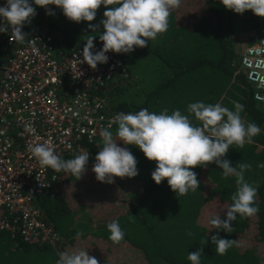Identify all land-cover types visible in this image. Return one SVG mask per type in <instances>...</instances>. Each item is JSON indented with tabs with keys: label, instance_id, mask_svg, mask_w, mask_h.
Instances as JSON below:
<instances>
[{
	"label": "trees",
	"instance_id": "1",
	"mask_svg": "<svg viewBox=\"0 0 264 264\" xmlns=\"http://www.w3.org/2000/svg\"><path fill=\"white\" fill-rule=\"evenodd\" d=\"M3 3L0 0V5ZM33 7L36 15L22 31L52 36L56 57L83 48L92 36L94 45L102 46L99 34L103 32L100 21L104 6L97 9L93 21L80 23L68 20L55 6L49 5L54 15ZM250 15L256 18L252 11ZM230 17V11H224L219 0H181L180 6L171 10L166 32L144 48L117 54L127 67L128 77L109 81L94 93L108 100L110 114L135 113L142 108L155 113L167 109L171 114L178 109L196 126L201 122L187 111L191 103H221L230 110H234V102L242 104L243 120L256 123L261 132L253 138L254 143L243 148L230 146L224 158L233 166H252L244 179L257 188L258 213L237 216L231 233H217L208 219L219 212L224 218L238 187L235 176L223 177L222 169L214 163L197 166L192 170L200 181L198 190L176 196L166 179L159 185L151 179L155 161L147 160L138 147L119 141L135 156L138 175L116 177L111 184L98 182L91 169L101 146L99 135L87 146L90 156L82 177L76 180L70 173L49 168L52 186L37 199L44 221L58 231L60 239L53 245L28 244L18 235L0 231V264H56L58 253L74 250H86L98 264H191L188 253L200 248L201 264H264V168L257 167L264 163V112L256 107L251 86L241 73H236L238 49L243 43L238 38L244 34L235 23L229 28ZM89 24L96 25L97 32H92ZM10 34L11 30L0 33V60L11 54L4 44ZM141 58L151 59L148 78L142 79L131 70ZM117 127L110 129L114 135ZM114 220L125 234L118 243L109 239L107 228ZM212 235L235 242L226 254L219 255L211 243Z\"/></svg>",
	"mask_w": 264,
	"mask_h": 264
},
{
	"label": "clouds",
	"instance_id": "2",
	"mask_svg": "<svg viewBox=\"0 0 264 264\" xmlns=\"http://www.w3.org/2000/svg\"><path fill=\"white\" fill-rule=\"evenodd\" d=\"M227 10L243 14L251 10L258 17H264V0H219ZM181 0H4L0 5V33H9L17 42H24L27 34L22 31L36 15L33 5L45 9L47 15H54L55 6L70 21L80 23L91 22L96 17L97 9L105 7L100 24L103 32L99 34L102 48L94 50L95 36L85 40V44L73 59L75 65L86 63L95 70L98 64L108 62V52L130 54L136 48H144L150 40L168 30L171 10L179 7ZM115 5V6H113ZM111 6V7H109ZM96 25L89 24L92 32ZM82 56V59H80ZM123 61V60H121ZM239 62V61H238ZM82 73H79L81 75ZM259 110V109H258ZM187 111L200 121L194 125L187 115L180 110L171 114L167 109L160 113L150 112L142 108L138 112L118 113L109 123L108 128L101 130V146L94 158L91 171L95 179L102 183H114L116 177L133 178L138 175L137 160L132 152L123 145H134L149 161H155L151 179L159 185L166 179L167 185L176 196L187 195L189 191L198 190L200 181L195 167H207L214 163L222 169V176L236 177L237 190L232 194L233 203L226 209L224 218L220 212L208 219V224L217 233L232 232V222L240 217H251L258 213L255 205L257 188L247 183L244 173L251 169L248 163L233 166L224 158L230 146L243 148L245 144L254 143L261 128L254 122L246 123L241 113L244 106L234 102V110L222 106L221 103L206 104L202 101L188 105ZM118 126L115 135L110 130L112 125ZM32 155L39 164L51 168L55 172H67L78 180L86 171L89 152L82 151L71 159H64L57 154L50 142L29 146ZM257 167L264 168V163ZM109 239L120 242L124 232L118 221L107 225ZM81 233H77L80 236ZM234 240L211 236L215 252L224 255L234 244ZM205 240L202 241V245ZM56 264H98L95 257L86 250L64 251L58 253ZM202 248L188 253L191 264H201Z\"/></svg>",
	"mask_w": 264,
	"mask_h": 264
},
{
	"label": "built area",
	"instance_id": "3",
	"mask_svg": "<svg viewBox=\"0 0 264 264\" xmlns=\"http://www.w3.org/2000/svg\"><path fill=\"white\" fill-rule=\"evenodd\" d=\"M238 39L243 43L236 73L264 110V26ZM53 43L45 32H33L24 42L10 34L4 44L11 54L0 60V231L36 245H53L60 235L37 204L52 186L49 168L39 164L29 146L48 141L63 158L87 151L117 115L94 89L128 77L116 53L108 52V62L93 70L86 63L75 65L82 48L56 57Z\"/></svg>",
	"mask_w": 264,
	"mask_h": 264
},
{
	"label": "crops",
	"instance_id": "4",
	"mask_svg": "<svg viewBox=\"0 0 264 264\" xmlns=\"http://www.w3.org/2000/svg\"><path fill=\"white\" fill-rule=\"evenodd\" d=\"M222 8L225 10L223 5L221 4ZM230 11V15L233 18V20L229 19V28L232 26V23H235L236 25H239V27L241 28V34L243 33L244 35H249L250 37H252V35L261 27L264 26V17H258L256 15H254L256 18H252L251 17V10H246L243 14H237L234 13L231 10ZM255 26H257V28H255ZM238 54H239V50H238ZM239 60V59H238ZM238 63V61H237ZM261 113L264 112V110L260 111ZM262 263H264V257L261 258Z\"/></svg>",
	"mask_w": 264,
	"mask_h": 264
},
{
	"label": "rangeland",
	"instance_id": "5",
	"mask_svg": "<svg viewBox=\"0 0 264 264\" xmlns=\"http://www.w3.org/2000/svg\"><path fill=\"white\" fill-rule=\"evenodd\" d=\"M232 25H234V24H232ZM243 37H247V35H243ZM150 60L151 59H146V58L139 59L138 63H136V64H134V65L131 66V70L133 72H136L137 74H139V76L142 79L143 78H148L149 77L148 64H149Z\"/></svg>",
	"mask_w": 264,
	"mask_h": 264
}]
</instances>
